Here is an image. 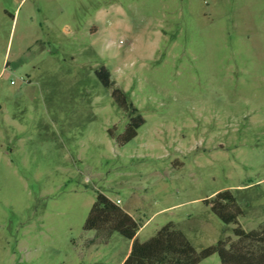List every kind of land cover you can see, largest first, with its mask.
I'll use <instances>...</instances> for the list:
<instances>
[{"label": "rangeland", "instance_id": "1", "mask_svg": "<svg viewBox=\"0 0 264 264\" xmlns=\"http://www.w3.org/2000/svg\"><path fill=\"white\" fill-rule=\"evenodd\" d=\"M222 190L264 226V0H0V264H122L84 228L98 192L140 242L233 240Z\"/></svg>", "mask_w": 264, "mask_h": 264}, {"label": "trees", "instance_id": "2", "mask_svg": "<svg viewBox=\"0 0 264 264\" xmlns=\"http://www.w3.org/2000/svg\"><path fill=\"white\" fill-rule=\"evenodd\" d=\"M99 77L105 85L109 84L104 69L99 72ZM141 120L142 117L127 125L130 133L126 140L136 135L135 128ZM205 202L225 224H236L233 229L236 239L221 238L198 251L182 230L167 223L149 239L140 242L136 233L142 224L102 192L96 194L84 228L102 233L118 231L128 238L131 245L122 264H197L213 253L218 254L221 264H264V226L245 230L238 224L237 217L242 210L233 193L222 190Z\"/></svg>", "mask_w": 264, "mask_h": 264}, {"label": "crops", "instance_id": "3", "mask_svg": "<svg viewBox=\"0 0 264 264\" xmlns=\"http://www.w3.org/2000/svg\"><path fill=\"white\" fill-rule=\"evenodd\" d=\"M19 9L17 10V13H16V17L18 18V16H19ZM13 17H14V15H13ZM125 209V208H124ZM127 212H129L127 209H125ZM130 213V212H129ZM129 251V250H128ZM128 253V252H127ZM127 255V254H126Z\"/></svg>", "mask_w": 264, "mask_h": 264}, {"label": "built area", "instance_id": "4", "mask_svg": "<svg viewBox=\"0 0 264 264\" xmlns=\"http://www.w3.org/2000/svg\"><path fill=\"white\" fill-rule=\"evenodd\" d=\"M116 202L119 203V199H117Z\"/></svg>", "mask_w": 264, "mask_h": 264}]
</instances>
